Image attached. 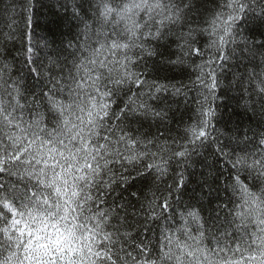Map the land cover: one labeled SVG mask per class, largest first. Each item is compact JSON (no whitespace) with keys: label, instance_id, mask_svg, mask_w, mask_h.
<instances>
[{"label":"snow or ice","instance_id":"snow-or-ice-1","mask_svg":"<svg viewBox=\"0 0 264 264\" xmlns=\"http://www.w3.org/2000/svg\"><path fill=\"white\" fill-rule=\"evenodd\" d=\"M0 264H264V0H0Z\"/></svg>","mask_w":264,"mask_h":264},{"label":"trees","instance_id":"trees-1","mask_svg":"<svg viewBox=\"0 0 264 264\" xmlns=\"http://www.w3.org/2000/svg\"><path fill=\"white\" fill-rule=\"evenodd\" d=\"M3 2H4V3H7V2H8V0H3Z\"/></svg>","mask_w":264,"mask_h":264}]
</instances>
